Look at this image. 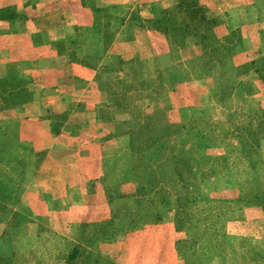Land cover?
<instances>
[{"label": "rangeland", "instance_id": "1", "mask_svg": "<svg viewBox=\"0 0 264 264\" xmlns=\"http://www.w3.org/2000/svg\"><path fill=\"white\" fill-rule=\"evenodd\" d=\"M49 1L0 61V264H264V0Z\"/></svg>", "mask_w": 264, "mask_h": 264}, {"label": "crops", "instance_id": "2", "mask_svg": "<svg viewBox=\"0 0 264 264\" xmlns=\"http://www.w3.org/2000/svg\"><path fill=\"white\" fill-rule=\"evenodd\" d=\"M6 1L7 0H0V9L5 8V6L8 3ZM26 1L27 0H10L9 2L10 4L15 5L16 10H18L19 13L22 12L25 15L27 14V19L24 20L22 25L19 24L20 23L19 21L13 22L14 24L12 25H9V23L6 21L0 22V61L5 60L7 56L9 57L10 53H12L13 55L17 54L16 56L15 55L12 56L11 59H15V58L18 59L20 58L19 54H25L26 51H30L31 50L30 36L40 33L41 30L46 28L45 20L47 18H50L55 15H62L65 12V10L62 9L60 6H57V7L52 6L51 8L45 7L44 3L47 1H48L47 3H49L50 2L49 0H41L42 2H44L42 4L39 2V0H37L41 5L36 4L30 8L24 6ZM54 3L55 2L49 3L48 5H51V4L54 5ZM19 27H22V30ZM10 29H17V30L11 31ZM26 44H29V45L26 47ZM20 50L25 51V53L21 52ZM51 57H53V54H51ZM32 58L42 59L40 55H37L36 57H32ZM65 124H68V121H66ZM58 136H60V134ZM78 137H79V134H77L74 138L79 139ZM42 166H40V168L38 169V173H36L35 175L36 180L40 178V170ZM50 196L53 198L52 194H50ZM25 199L27 201L26 203H28L29 197L21 198V200H24V201ZM38 200L40 201L39 198ZM29 204H32L33 208H35L36 206H39L38 205L39 202L37 200H34L33 202H30ZM33 208L32 210L34 211ZM61 214H64V213H60V215Z\"/></svg>", "mask_w": 264, "mask_h": 264}, {"label": "trees", "instance_id": "3", "mask_svg": "<svg viewBox=\"0 0 264 264\" xmlns=\"http://www.w3.org/2000/svg\"><path fill=\"white\" fill-rule=\"evenodd\" d=\"M154 24L156 25V27H158V22L157 21H154ZM162 24V23H161ZM172 29V31H175V30H177L175 27H172L171 28ZM116 62L118 63V64H122V63H125V62H127V61H124V60H121V59H117L116 60ZM129 65H131V64H134V63H139V62H137V60L135 59V58H132V59H130V60H128V62H127ZM119 66V65H118ZM260 69H263V71H264V67H262V68H260ZM113 70V69H112ZM83 250H80V248H79V246H74V247H70V251H69V259H70V261H73V262H71V263H68V264H76V262L78 263V261L77 260H79L80 258H81V256H82V254H81V252H82ZM69 262V261H68Z\"/></svg>", "mask_w": 264, "mask_h": 264}]
</instances>
